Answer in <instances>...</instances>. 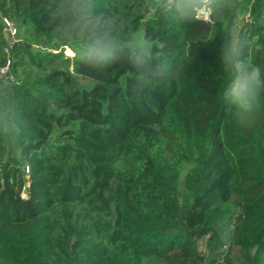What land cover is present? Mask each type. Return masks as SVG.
Segmentation results:
<instances>
[{
	"label": "trees",
	"instance_id": "1",
	"mask_svg": "<svg viewBox=\"0 0 264 264\" xmlns=\"http://www.w3.org/2000/svg\"><path fill=\"white\" fill-rule=\"evenodd\" d=\"M41 3L0 0V79L20 81L24 125L17 144L0 139V264H264V92L241 123L222 102L220 60L224 20L245 17L264 72V0H235L208 24L147 0H95L174 67L142 91L126 61L79 62Z\"/></svg>",
	"mask_w": 264,
	"mask_h": 264
},
{
	"label": "clouds",
	"instance_id": "2",
	"mask_svg": "<svg viewBox=\"0 0 264 264\" xmlns=\"http://www.w3.org/2000/svg\"><path fill=\"white\" fill-rule=\"evenodd\" d=\"M166 18L202 23L221 21L230 16L235 0H155ZM47 7L53 37L75 52V58L94 70H104L123 60L135 70L142 91L152 78L168 79L175 75L168 62H157L150 46L132 26L117 29L96 11L95 0H42ZM225 38L220 48L221 66L229 76L222 102L235 110L243 124L255 121L264 92V72L253 61L252 41L235 24L224 20ZM207 44V41H204ZM20 81L0 79V139L15 145L24 137V125L12 95Z\"/></svg>",
	"mask_w": 264,
	"mask_h": 264
},
{
	"label": "built area",
	"instance_id": "3",
	"mask_svg": "<svg viewBox=\"0 0 264 264\" xmlns=\"http://www.w3.org/2000/svg\"><path fill=\"white\" fill-rule=\"evenodd\" d=\"M2 21L5 29V36L7 38H12L16 34V26L15 24L8 18L2 17Z\"/></svg>",
	"mask_w": 264,
	"mask_h": 264
},
{
	"label": "rangeland",
	"instance_id": "4",
	"mask_svg": "<svg viewBox=\"0 0 264 264\" xmlns=\"http://www.w3.org/2000/svg\"><path fill=\"white\" fill-rule=\"evenodd\" d=\"M149 3H153L155 2V0H147ZM245 20V17H239L237 20V24L236 26L238 27V29H240L241 25H242V21ZM10 40V39H9ZM65 54L66 55H73V53H70L68 48L65 50Z\"/></svg>",
	"mask_w": 264,
	"mask_h": 264
}]
</instances>
